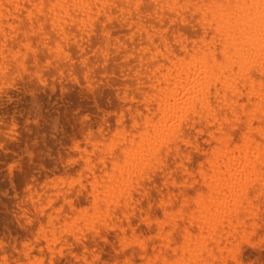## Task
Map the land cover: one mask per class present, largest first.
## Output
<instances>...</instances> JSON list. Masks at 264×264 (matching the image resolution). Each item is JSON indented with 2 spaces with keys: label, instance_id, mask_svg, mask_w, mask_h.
Segmentation results:
<instances>
[{
  "label": "rangeland",
  "instance_id": "rangeland-1",
  "mask_svg": "<svg viewBox=\"0 0 264 264\" xmlns=\"http://www.w3.org/2000/svg\"><path fill=\"white\" fill-rule=\"evenodd\" d=\"M189 7H184L183 11L193 15L197 11L196 7H192L193 9ZM149 16L146 14V17ZM197 18L193 21L190 20L193 18L179 16L168 19L165 26L167 41L159 39L154 45L149 44V40L135 41L134 37L130 38L131 34L121 33L123 30L121 25L118 27L114 23H106L108 33L96 29L97 33L95 31L93 35L91 34L93 40L87 35L85 38L84 34L75 30V34L74 32L68 34L69 44L61 43V37L58 40L55 34L57 38L54 39L57 43L51 45L54 40L53 33L47 26L40 27L41 31L38 28L20 31V34L22 32L23 35L26 34L32 48L26 54L19 52L15 55L23 59L14 63L9 62L6 68L13 72V76L10 74V78L7 77L10 80L12 76V82L5 79V86L4 83L0 84V264H127V262L148 264L139 252L143 248L148 257L154 260L153 256L159 248L158 236H162V241H165L167 228L169 227L168 231L170 229L169 218L165 214H170V219L178 224L177 231L186 233L184 226H188L186 221L194 213L192 209L195 197L197 195L204 197V168L208 159H213L216 149L224 140L237 139L244 143L254 129L255 137L259 141H264V131L259 128V124L262 121L264 123V116L259 112L252 115L248 83L245 78L243 79L244 76L235 73L234 80L242 93L236 91L233 93L230 87L224 86L225 83L228 85L229 76L232 74L223 67L227 60L218 49L216 60L210 56L205 59L212 74L218 76L219 81L215 80L216 83H219L226 93V98L225 96L220 98L217 91L216 94L212 90L209 96L212 107L219 110L220 114L217 116L209 110L205 114L200 112L201 114H197L191 120L187 119V125L184 126L187 132L178 131L179 135H175L177 146L172 149L166 148L165 152L167 150L168 152L165 160L139 183L140 189L133 182L134 176L133 181L130 179L124 186L132 196L127 201L129 206L127 205L124 210L113 205L114 196H109L112 198L107 201L109 197L104 192L107 199L104 197L103 191L107 184L121 183L117 169L122 167V160L121 157L118 159L115 169L106 164L110 180L104 175L102 178L99 172L101 160L108 157L106 153L109 144L113 145V148L110 145L109 149L110 154H113L119 142L123 140L122 135L128 138L134 134L133 118L136 109L139 108L140 111L148 101L142 92L145 83L139 80L143 81L144 77L146 79L145 73L149 71L143 65L140 66V59L147 55L146 52H149L147 56L153 55L157 48L165 51V47L172 45L175 49L183 50L184 47L189 48L190 44H201V38L194 36L192 30H197L201 26ZM12 23L17 24L15 21ZM43 29L49 31L52 38L48 35L47 39L46 33L49 32H43ZM186 29L188 31L185 34L183 30ZM71 35L74 38H71ZM172 40H175L174 44ZM96 41L101 45L99 43L95 45ZM21 43H18L19 48L23 45ZM63 46L68 48L64 49ZM135 46L138 48L135 49ZM104 48H107V51ZM141 49L144 55H138ZM141 67L146 69L143 74ZM233 67L236 68L234 65ZM253 87L258 90L257 79L254 80ZM2 94L5 97L1 99ZM230 103L233 114L230 108L227 110V104ZM139 123L142 121L139 120L138 125ZM159 134L165 133L160 131ZM147 144L148 142L143 144L144 152L150 150L149 147V150L147 149ZM138 149L141 148H137L136 152ZM144 152L142 156L145 158L147 153ZM93 175L97 191L95 203H92L88 191ZM121 177L123 178V175ZM262 177L264 178V172ZM120 187L117 186V189ZM117 189H113V192ZM261 192L264 193V187ZM251 196L249 195V198L257 209L256 217L245 219L244 226L237 228L234 239L237 240L236 245L233 241L231 249L237 250L241 264H264V198L259 192H253ZM117 200L121 203L122 196ZM111 209L114 212L116 210L121 212L115 214ZM50 223L53 224L52 227ZM160 223H164L162 228ZM190 229L194 235V228ZM172 238L176 239L178 245L179 234L176 233ZM138 242H141V247ZM160 250L166 253L163 247ZM225 259L227 263H231L229 257L226 256ZM17 260L19 261L16 263ZM154 261L155 264H159L158 258Z\"/></svg>",
  "mask_w": 264,
  "mask_h": 264
},
{
  "label": "bare ground",
  "instance_id": "bare-ground-1",
  "mask_svg": "<svg viewBox=\"0 0 264 264\" xmlns=\"http://www.w3.org/2000/svg\"><path fill=\"white\" fill-rule=\"evenodd\" d=\"M187 6H191V8L196 7L195 9L197 11L195 10L196 12L193 15L186 14L183 8ZM145 13L147 16L151 13L149 18L146 17ZM177 16L188 19L193 18L190 19L192 21L199 17L197 19L200 20L201 26H199L197 30H192L194 36H199V38H201L202 43L196 45L190 44L193 46H190L188 43L189 48L184 47L183 50L175 49L172 45L165 47V51L157 48L156 53L150 56H147L149 52L146 51L147 55L145 56L142 49L140 50V52L143 51L142 54H140L139 51V54L135 52L138 55H144V57L142 56L140 59V66L143 65V67H146L149 71V73H145L144 70L146 69L141 67L143 69L142 74H146V79L144 77L143 81L139 80L146 84L142 83L144 84L142 92H146L145 94L143 93V95L147 97L148 101L143 105V109L140 111L139 108L136 109V114L133 118L135 125L133 132L135 135L131 134L128 138L122 135L123 140L121 143L119 142L117 149H113V154H110L109 151L110 145L112 148L113 145L109 144L106 153L108 157H106L105 160H101V169L99 172L102 178L103 175L106 176L105 178H109L106 172V164H109L111 169H115L118 165V159L121 157L122 167L117 169V174L120 178V185L123 188H121L117 182V185L115 183V185L105 184L106 186L103 191V195L105 192L107 193V197L111 195L112 197L114 196L113 205L121 210L127 207V201L132 197L128 189H124V186L127 185L130 179L133 181L132 177L134 176L133 182H135V186L138 187L139 183L147 177V174L154 171L157 165L165 160L166 153L168 152V150L165 152L166 148L170 147L172 149V147L177 146V138L175 135H179L181 130L184 133L187 132L184 128V126L187 125V119L191 120L200 112L205 114L209 110L214 112L217 116L220 114L219 110L212 107L213 104L211 105L209 96L212 94V90H214L215 93L217 91L218 94H216L219 95L220 98L224 96L226 98V93H224L223 88L218 85L219 83H216L215 80L219 81V79L217 75L214 76L212 74V70L207 65L205 59L207 56L216 60V51L218 49L221 51L227 60L223 67L232 74L229 76L230 81L228 85L225 83L224 86L230 87L233 93L236 91L240 94L242 91L238 88L233 74L236 73L239 76H244L243 79L245 78L248 83L249 94L251 95L249 98L250 101L252 100V115L254 116L259 112L264 116V0H0V52H2L0 53V84L4 83V86L5 79H7L8 76L10 78V74L13 73H11L9 69H6L9 62L14 63L17 60H22L23 58L20 56L15 57V55L19 52L26 54L27 51L32 48V43L27 41L28 37L26 34L23 35L24 30L26 31L27 28H30V30L38 28V30H40V27L47 26L49 31L53 33V39L57 38L54 36L56 34L58 40L59 37H61V43L65 42L69 44L68 34H73L75 30L84 34L85 38L86 35L92 38L91 34L95 31L97 33L99 29L108 33L109 31L107 30L106 23H114L116 26L118 25V27L121 25L120 27L123 28L121 33L126 32V35L131 34V37L129 36L130 38L134 37V40H149V44L154 45V42L159 39H163L164 42L167 41V30H165V26L167 25L168 19ZM13 21L17 24L15 23L16 25H12ZM21 30L23 31L22 34H20ZM44 30L45 29L42 31L49 32ZM186 31H188V29L183 30V33L186 34ZM43 32L42 34L44 35L45 33ZM50 32L49 34L46 33V37L49 35L50 38H52ZM193 34L191 36H193ZM71 36V38H74L73 35ZM189 36L190 35H188V37ZM47 39L49 38L47 37ZM54 41L55 39L52 41L51 45L57 43ZM108 41H110V38ZM174 41L172 40L173 44ZM21 42L23 45L19 48L20 45H18V43ZM96 42H94L95 45L98 43L100 44V42ZM110 44L112 45V43ZM141 44H143L142 41ZM109 45L106 46L109 47ZM103 46H105V44ZM36 47L39 48V46ZM63 47L64 49L68 48H65L66 46ZM16 48L19 49L16 50ZM136 48L138 47L135 46V49ZM64 49L62 48L63 51ZM91 49L94 48L91 47ZM104 50L107 51V48H104ZM100 51L102 50L100 49ZM154 51L155 50H153V52ZM28 54H30V52ZM94 56L97 57L96 55ZM137 56L136 58L139 59ZM147 57L148 59H146ZM233 65L236 68H234ZM220 70H222V68ZM223 73L225 72L223 71ZM12 76V79L7 80H13ZM138 76L139 75H137V77ZM256 79L259 83L258 90H255L253 87V82ZM126 82L129 83V81ZM7 84H9V82ZM12 84H14V82ZM220 84L222 85V83ZM244 96H246V94ZM4 97L3 95L1 99ZM139 98L140 97H138V100ZM232 103H234V101ZM232 103L227 104V110L230 108L231 113L233 112L231 109ZM139 120H141L142 123L138 125ZM259 128L264 131L263 121L259 124ZM160 131L165 134H159ZM253 132L251 130L249 134L250 138L244 143L239 142L237 139L229 141L224 140L223 144L216 149L213 159H208L207 165L204 168V197H201V195L194 196V209H192L194 213L190 215V219L186 221L188 226L183 225L187 230L186 233L177 231L178 224L170 219V214H165V216L169 218L170 229L168 231L169 227L167 228L165 241H162V236L159 237L156 235V238L158 236L157 244L159 248L156 250L157 255L155 254V256H153L154 260L158 258L159 264H241L237 250L235 248L231 249V244L235 239L237 228L240 229L244 226V220L250 217H256L257 209L251 202L249 195L251 196L253 192H259L264 198V193L261 192V189L264 187V178L262 177L264 172V141H259ZM126 134H128V132ZM143 141L148 142L146 146L147 149L148 147L150 149H148L149 151L147 152L145 151L147 153L145 158L142 156L144 152L142 148H144L143 144H145ZM137 148H141L140 150L138 149L139 152H136ZM137 153L139 155H137ZM94 175L91 176L92 181L90 182V188L88 190L90 191L92 203L97 202L95 197V193L97 192L96 179ZM121 175H123V178ZM117 186L120 188L117 189ZM113 189L117 190L113 192ZM121 189H123L122 192ZM138 189L140 188L138 187ZM84 191L82 190V192ZM115 192L116 195H114ZM121 196L123 201L119 203L117 198ZM112 197H109L107 201ZM111 206L110 208H113ZM111 210L114 212L113 209ZM112 211H110V213ZM116 212L118 214V212L120 213L121 211L116 210ZM116 212L114 213L116 214ZM103 220L102 218V221ZM62 222H64V220ZM161 223L160 226L162 228L164 223ZM107 225L109 226V223H107ZM50 226L52 227L53 224L50 223ZM87 226H89V224ZM191 227L195 230L194 235L191 233ZM86 230L88 229L86 228ZM95 231H97V229ZM241 232H243V230ZM172 233L179 234L178 245L176 239L174 240V238H172V236L175 237V234L172 235ZM68 241H70V239ZM128 242L130 243V241ZM161 246L166 253L160 250L162 248ZM238 247L239 246H237V248ZM35 254H37V252H35ZM139 254L148 264H155V261L148 257L147 252L143 248H141ZM226 256L229 257L231 263L226 262ZM26 260L28 261V258ZM18 261L19 260H17L16 263Z\"/></svg>",
  "mask_w": 264,
  "mask_h": 264
}]
</instances>
